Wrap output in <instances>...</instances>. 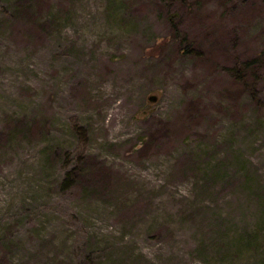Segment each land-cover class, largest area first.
Here are the masks:
<instances>
[{"label": "rangeland", "instance_id": "obj_1", "mask_svg": "<svg viewBox=\"0 0 264 264\" xmlns=\"http://www.w3.org/2000/svg\"><path fill=\"white\" fill-rule=\"evenodd\" d=\"M0 264H264V0H0Z\"/></svg>", "mask_w": 264, "mask_h": 264}, {"label": "bare ground", "instance_id": "obj_2", "mask_svg": "<svg viewBox=\"0 0 264 264\" xmlns=\"http://www.w3.org/2000/svg\"><path fill=\"white\" fill-rule=\"evenodd\" d=\"M110 124H111V118H110ZM120 127H116L115 129L113 128V131L112 132H118V131H120Z\"/></svg>", "mask_w": 264, "mask_h": 264}, {"label": "water", "instance_id": "obj_3", "mask_svg": "<svg viewBox=\"0 0 264 264\" xmlns=\"http://www.w3.org/2000/svg\"><path fill=\"white\" fill-rule=\"evenodd\" d=\"M150 99H152V98L150 97ZM153 99L155 100V99H156V97H153Z\"/></svg>", "mask_w": 264, "mask_h": 264}]
</instances>
